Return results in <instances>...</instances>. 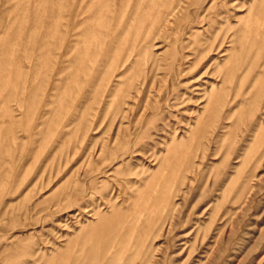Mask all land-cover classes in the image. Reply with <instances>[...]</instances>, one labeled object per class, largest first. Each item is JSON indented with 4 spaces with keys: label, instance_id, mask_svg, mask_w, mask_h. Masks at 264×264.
<instances>
[{
    "label": "rangeland",
    "instance_id": "rangeland-1",
    "mask_svg": "<svg viewBox=\"0 0 264 264\" xmlns=\"http://www.w3.org/2000/svg\"><path fill=\"white\" fill-rule=\"evenodd\" d=\"M263 121L264 0H0V264H264Z\"/></svg>",
    "mask_w": 264,
    "mask_h": 264
},
{
    "label": "bare ground",
    "instance_id": "bare-ground-1",
    "mask_svg": "<svg viewBox=\"0 0 264 264\" xmlns=\"http://www.w3.org/2000/svg\"><path fill=\"white\" fill-rule=\"evenodd\" d=\"M175 7H176V6H175ZM176 8H178V7H176ZM163 9H164V8H163ZM174 9H175V8H173V9L171 10V12L168 13L167 18H168V17H171L172 14H174V13H172V11H174ZM167 20H169V18H168ZM263 122H264V121H263ZM193 169H194V168H193ZM153 249H154V248H153ZM155 249H156V248H155ZM156 250H157V249H156ZM153 254H154V253H153ZM154 255H155V254H154Z\"/></svg>",
    "mask_w": 264,
    "mask_h": 264
}]
</instances>
